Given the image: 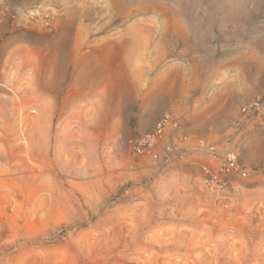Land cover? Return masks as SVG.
<instances>
[{
    "label": "rangeland",
    "instance_id": "374dc122",
    "mask_svg": "<svg viewBox=\"0 0 264 264\" xmlns=\"http://www.w3.org/2000/svg\"><path fill=\"white\" fill-rule=\"evenodd\" d=\"M0 264H264V0H0Z\"/></svg>",
    "mask_w": 264,
    "mask_h": 264
},
{
    "label": "built area",
    "instance_id": "2783aa9c",
    "mask_svg": "<svg viewBox=\"0 0 264 264\" xmlns=\"http://www.w3.org/2000/svg\"><path fill=\"white\" fill-rule=\"evenodd\" d=\"M173 141H185L182 128L177 119L168 112L163 113L156 121L153 129L141 135L133 144V154L137 156H148L154 161L157 160L155 148L160 141L165 139ZM209 158V163L200 167L203 186L212 193H219L228 185L231 179H245L248 176V169L238 160L237 153L232 150H218L213 145L204 146L203 141L199 142ZM175 143L166 147L167 153L174 150ZM182 156L179 155V160Z\"/></svg>",
    "mask_w": 264,
    "mask_h": 264
},
{
    "label": "bare ground",
    "instance_id": "6f19581e",
    "mask_svg": "<svg viewBox=\"0 0 264 264\" xmlns=\"http://www.w3.org/2000/svg\"><path fill=\"white\" fill-rule=\"evenodd\" d=\"M135 41V40H134Z\"/></svg>",
    "mask_w": 264,
    "mask_h": 264
}]
</instances>
